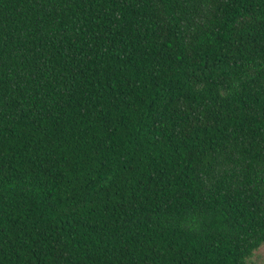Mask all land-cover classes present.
Instances as JSON below:
<instances>
[{
  "label": "trees",
  "instance_id": "trees-1",
  "mask_svg": "<svg viewBox=\"0 0 264 264\" xmlns=\"http://www.w3.org/2000/svg\"><path fill=\"white\" fill-rule=\"evenodd\" d=\"M264 0H0V264H260Z\"/></svg>",
  "mask_w": 264,
  "mask_h": 264
},
{
  "label": "rangeland",
  "instance_id": "rangeland-1",
  "mask_svg": "<svg viewBox=\"0 0 264 264\" xmlns=\"http://www.w3.org/2000/svg\"><path fill=\"white\" fill-rule=\"evenodd\" d=\"M256 258L260 264H264V245L257 252Z\"/></svg>",
  "mask_w": 264,
  "mask_h": 264
}]
</instances>
